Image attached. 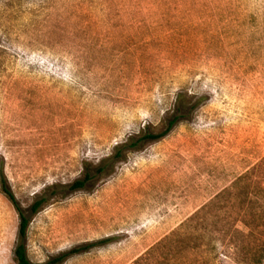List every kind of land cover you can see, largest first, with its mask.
<instances>
[{
  "label": "rangeland",
  "instance_id": "rangeland-1",
  "mask_svg": "<svg viewBox=\"0 0 264 264\" xmlns=\"http://www.w3.org/2000/svg\"><path fill=\"white\" fill-rule=\"evenodd\" d=\"M1 164L35 264H264V0H0Z\"/></svg>",
  "mask_w": 264,
  "mask_h": 264
},
{
  "label": "trees",
  "instance_id": "trees-1",
  "mask_svg": "<svg viewBox=\"0 0 264 264\" xmlns=\"http://www.w3.org/2000/svg\"><path fill=\"white\" fill-rule=\"evenodd\" d=\"M183 116H184L183 113L175 114V116H173V118L169 121L167 129L165 131L160 133H146L145 135L141 136L130 145H126V146L136 147L145 140H156L163 138L173 129L176 123L179 122L183 118ZM123 151L124 148L121 149V151H119L115 156H113V158H122ZM102 168L103 167H98L97 172H101ZM94 175L95 174H93L91 171H87L83 179L76 180L74 183L64 188H68L71 191H77L83 189L86 187L87 183L91 179H93ZM0 189L3 195H5V197L12 203V205L14 206L20 217L19 238L15 249L16 262L17 264H35L30 260L28 256L27 243H26L28 230L30 227L32 217L36 215L41 210V208L48 202V198L46 196H43L40 199L36 200L29 208L25 209L12 189V186L5 173L3 164L0 165ZM93 245H95V243L76 247L71 251L60 255L57 258V260L62 261L68 258L70 255L78 254L84 250L89 249Z\"/></svg>",
  "mask_w": 264,
  "mask_h": 264
}]
</instances>
